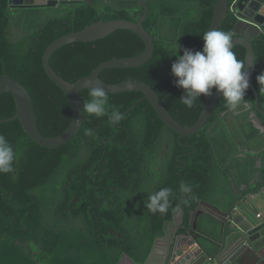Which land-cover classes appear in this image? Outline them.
<instances>
[{
  "label": "trees",
  "instance_id": "trees-1",
  "mask_svg": "<svg viewBox=\"0 0 264 264\" xmlns=\"http://www.w3.org/2000/svg\"><path fill=\"white\" fill-rule=\"evenodd\" d=\"M235 1L228 0L229 10L218 28L231 32L232 39L237 18L230 8ZM216 2L145 0L143 27L154 44L150 60L137 68L104 70L100 79L107 84L131 80L147 84L182 127L193 126L209 96H199L192 108L180 101L184 90L175 86L171 64L176 56L171 53L176 42L177 55H183L185 48L201 50ZM142 13L139 0H84L81 5L31 9L10 8L8 0H0V75L24 87L42 136H60L72 120L65 95L42 68L46 48L93 23H135ZM252 46L251 84L261 107L264 84L256 77L263 71L264 39H255ZM144 50L134 32L117 30L94 42L65 45L52 54L49 64L73 84L102 63L132 58ZM232 50L237 59H245L244 47ZM89 92H81L83 103L90 99ZM108 97L109 110L119 111L123 119L113 124L107 115L96 118L84 113L80 131L57 148L36 145L17 120L0 124V135L16 153L13 171L0 174V264H118L122 254L142 264L176 209L184 211L186 229L190 213L201 202L227 207L234 199L228 157L218 158L214 149V135L223 129L231 110L223 97L206 125L189 137L169 129L140 92ZM244 99L238 107L254 106L249 88ZM15 113L12 97L0 95V121ZM181 182L191 186L189 196L180 191ZM162 187L172 189L169 208L153 214L146 207L147 196ZM198 243L207 249V239L200 237Z\"/></svg>",
  "mask_w": 264,
  "mask_h": 264
},
{
  "label": "water",
  "instance_id": "water-1",
  "mask_svg": "<svg viewBox=\"0 0 264 264\" xmlns=\"http://www.w3.org/2000/svg\"><path fill=\"white\" fill-rule=\"evenodd\" d=\"M84 0H8L10 8L31 9L39 7L54 8L61 5H81ZM143 13L137 22L116 20L93 23L79 32L63 36L51 43L43 53L42 68L48 79L65 95L72 115L67 130L55 138H46L41 135L34 113L31 99L22 85L8 76L0 75V95L9 94L16 108L15 115L0 124L17 120L24 133L36 145L53 149L66 144L80 131L83 122V102L81 92L90 91V87L97 83L105 89L107 94L137 91L143 94V100L149 102L158 118L171 130L181 137L198 134L203 128L214 108L215 103L222 97L217 90L208 97L202 107L200 116L191 127H182L168 112L155 91L141 81H124L117 84H107L100 79V74L108 69H132L148 62L154 51L153 39L144 29L143 22L147 15L145 0H139ZM237 23L234 26L235 37L232 39V49L240 45L245 49V69L248 72L249 89L252 91L255 102L253 108L244 104L250 110L249 119L255 130L264 140V124L257 116L264 117V103L258 105V95L251 84L255 70V53L253 41L264 39V0H236L231 5ZM229 10L228 0H217L211 24L208 28L218 29ZM117 30L134 32L144 43L145 50L132 58L112 60L99 65L88 77L71 84L60 78L49 64L52 54L59 48L73 43H87L102 39ZM207 30V31H208ZM201 45V49L203 47ZM264 71V63L262 65ZM260 152H264V145ZM253 154V152H252ZM262 176V177H261ZM249 183L241 186L245 191L240 194L234 181L230 179L235 198L222 210L214 205L201 202L190 213L187 228L184 227V211L176 209L172 220L164 227V235L155 240L146 261L142 264H264V196L259 189L263 186L264 175L260 172L250 173ZM259 182L258 180L261 179ZM257 186L253 189V185ZM206 215L219 222V240L212 236L217 232L208 223L199 225V218ZM180 231H183L182 233ZM207 239L210 246L202 249L198 239ZM118 264H139L132 261L126 254H122Z\"/></svg>",
  "mask_w": 264,
  "mask_h": 264
},
{
  "label": "clouds",
  "instance_id": "clouds-1",
  "mask_svg": "<svg viewBox=\"0 0 264 264\" xmlns=\"http://www.w3.org/2000/svg\"><path fill=\"white\" fill-rule=\"evenodd\" d=\"M203 47L199 51L183 49V55H177L180 46L176 42V47L171 55L176 56L171 64V74L176 78L175 86L184 90L180 101L188 108L194 106V102L202 94L211 96L212 89L215 88L222 93L230 109H236L245 100V93L249 87L248 72L245 69V59L239 60L232 50V33L219 29H209L202 35ZM256 80L259 84H264V71ZM90 99L83 103V115L87 113L89 117L108 116L113 124L123 119V114L115 109L109 110V97L100 83L90 87ZM87 134H92V129L87 130ZM16 153L12 144L4 136L0 135V174L13 171V163ZM180 191L189 196L192 188L186 182H181ZM172 189L162 187L148 194L147 209L155 214L167 212L170 204ZM191 199H195L192 194ZM187 200H185V203Z\"/></svg>",
  "mask_w": 264,
  "mask_h": 264
},
{
  "label": "flooded vegetation",
  "instance_id": "flooded-vegetation-1",
  "mask_svg": "<svg viewBox=\"0 0 264 264\" xmlns=\"http://www.w3.org/2000/svg\"><path fill=\"white\" fill-rule=\"evenodd\" d=\"M224 114L225 113L222 114V118H224ZM256 114L262 120L264 124V117L260 115L259 113H256ZM249 115H250V110H247L245 106L237 107L234 110L231 109L229 113H226V117L224 119V124H223V129H221L220 132L222 130L224 131L222 133L219 132L220 134L216 132L214 135V137H216V143H215L214 149L216 152V156L218 158L228 157L229 159L230 158L232 159L235 155L239 156V153L234 152L232 145L234 144L237 145V148L239 149L240 147H244L243 151L245 152L248 151L247 153H251V154L253 152L254 155L250 157L257 158L255 160L257 163L256 167L258 168L259 162H261L262 157L264 156V152H260L262 146L264 145V140L257 130L255 134L252 133L251 128H250L252 124L250 122ZM257 139H259V141H257ZM220 140H221V143H220ZM255 140L257 141V143L260 144V145L258 144L259 147L257 148V150H253V147H252L253 146L252 142ZM219 143L222 144L221 146L222 148L218 146ZM242 158L243 160H241L239 163H241V165L243 166V169H242L243 175L248 176L252 172L257 173L258 170L256 168L257 171L255 172L254 163H253L252 158H251V162H249V159H250L249 157L247 158L242 157ZM260 180H262V178L259 179L258 182ZM259 191L260 193L263 192V186L260 187Z\"/></svg>",
  "mask_w": 264,
  "mask_h": 264
},
{
  "label": "crops",
  "instance_id": "crops-1",
  "mask_svg": "<svg viewBox=\"0 0 264 264\" xmlns=\"http://www.w3.org/2000/svg\"><path fill=\"white\" fill-rule=\"evenodd\" d=\"M257 141H259V139H257ZM257 141L255 140V141L252 142L253 150H257V148L260 145L259 143H257ZM218 146L220 148H222L221 147L222 144H220ZM232 147L234 149V152L239 153V156L238 155H235L232 159L231 158L230 159L228 158L229 171L232 173L231 174L232 178H230V179H232L234 181L235 185L238 188V191H240V194H241V193H244L245 192V191L241 190V186L248 184L250 177H249V175L248 176L247 175H243V173H242L243 166L239 162L241 160H243L242 157H246V158L249 157L250 158L249 159V162H251V158L252 157H250V156H252L254 154L247 153L248 151L247 152L243 151L244 147H240V149L237 148V145H235V144L232 145ZM255 159H257V158H252L253 163H254L255 172L258 170L257 172H260L262 175H264V156L262 157L261 162H259L258 168L256 167L257 163H256V160ZM256 168H257V170H256ZM240 170H241V172H240ZM230 184H231V182H230ZM253 186H254L253 188H255L257 186V184H255ZM233 192H234V190H233ZM262 195L264 196V192H262ZM234 198H235V193H234ZM218 208H220L222 210L226 209V207H224V206H219ZM202 223L203 224H207L208 223L212 228L216 229L217 232L215 233L214 232L215 230H214L211 234H212V236H214L215 238H217V240H219V235H218L219 222H217L216 220H213L212 218H210V217H208L206 215H203L202 217L199 218V225H202ZM208 246H210V245L208 244Z\"/></svg>",
  "mask_w": 264,
  "mask_h": 264
},
{
  "label": "built area",
  "instance_id": "built-area-1",
  "mask_svg": "<svg viewBox=\"0 0 264 264\" xmlns=\"http://www.w3.org/2000/svg\"><path fill=\"white\" fill-rule=\"evenodd\" d=\"M235 2H236V1H235ZM235 2H234V3H235Z\"/></svg>",
  "mask_w": 264,
  "mask_h": 264
}]
</instances>
